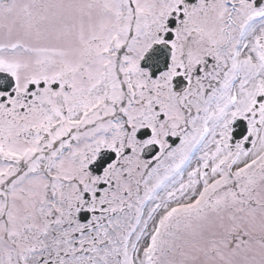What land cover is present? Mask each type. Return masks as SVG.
Returning a JSON list of instances; mask_svg holds the SVG:
<instances>
[{
	"label": "snow or ice",
	"instance_id": "snow-or-ice-1",
	"mask_svg": "<svg viewBox=\"0 0 264 264\" xmlns=\"http://www.w3.org/2000/svg\"><path fill=\"white\" fill-rule=\"evenodd\" d=\"M0 264H264V0H0Z\"/></svg>",
	"mask_w": 264,
	"mask_h": 264
}]
</instances>
